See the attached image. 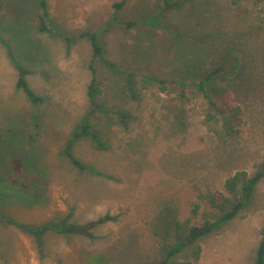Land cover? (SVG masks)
I'll return each instance as SVG.
<instances>
[{"label": "rangeland", "instance_id": "rangeland-1", "mask_svg": "<svg viewBox=\"0 0 264 264\" xmlns=\"http://www.w3.org/2000/svg\"><path fill=\"white\" fill-rule=\"evenodd\" d=\"M168 1L47 0L48 32L39 0L0 6V264H258L264 183L244 202L243 186L264 164V0Z\"/></svg>", "mask_w": 264, "mask_h": 264}, {"label": "trees", "instance_id": "trees-1", "mask_svg": "<svg viewBox=\"0 0 264 264\" xmlns=\"http://www.w3.org/2000/svg\"><path fill=\"white\" fill-rule=\"evenodd\" d=\"M40 1V10H39V15H38V23H39V28L42 32H48L50 31V12H49V7H48V3L47 0H39ZM127 0H124L123 3L117 4V8H120L122 6H124V4L126 3ZM166 1L165 5L169 6V7H173V8H179L182 5L183 1H179V2H175V3H170L168 0H164V2ZM91 39L93 41V46H94V56L97 57L102 53V49L100 48V44L98 42L97 36L96 35H92ZM92 71H94L93 65L91 66ZM220 70H216L215 72H213L212 74H210L211 76H209V78H207L208 80L202 81L198 84L195 85V87L199 90H201L204 94L205 97H209V91L207 89V83L208 81L212 78L213 75L217 74ZM21 72V78L18 82V88L23 89L26 94L28 95L29 99L33 102V103H42L44 101L43 98H40L38 96H36L30 89L28 83L24 80V75H25V71L20 70ZM97 82L96 79L94 78L91 85H90V91H89V96L93 99V96L95 95V86H96ZM244 114V109L242 108V106L240 105H234L232 108V115L231 118H242ZM92 136L98 143H102V140L99 138L97 131H95V129H93L90 125L84 124L81 127H79L77 129V131L75 132V138H79L82 136ZM72 148H73V142L71 141L68 146H67V150L65 152V154L69 157L70 161L72 162V164H74L75 166H77L78 168L84 170L86 167L85 165H83L82 162H80L79 160H77L73 154H72ZM14 165L17 169L18 172H20V169L22 168V162L19 159L14 160ZM24 166V165H23ZM246 175V174H245ZM263 182L264 183V164L262 166V172L255 175L254 177L250 178L247 183L243 186V202L244 201H249L252 198V194L253 191L255 189V187L259 184ZM235 183V179L232 181H229V185ZM243 202H239L237 203L233 210L229 211L228 208L226 206H220L219 208H221L222 213H224V215L217 220L216 222H213L211 224H206L202 227H192L189 231L188 234V238L186 240V242L182 243L181 245H179L177 248L171 250L168 254V257L171 258L173 256H175L176 254L180 253L184 248L187 247V245L193 244L195 242H197L199 239L211 234L222 222L230 220L234 217L237 216V214L240 212V210L242 209L244 203ZM110 220H114V218L107 216L106 218H102L100 220H98L97 222L93 223L92 225H89L87 227H83V226H79V225H75V224H71L68 222V218L63 220L61 223H59L58 225H51V226H44L41 229H33V228H26L25 227V231L29 232V233H34L37 236H41L43 233L49 231V230H54L59 234H63V235H67V234H75V235H87L88 231L91 227L100 225L105 223L106 221H110ZM176 227L180 228L181 224L180 223H176ZM162 264H168V261L163 262ZM258 264H264V238L262 241V244L260 246L259 249V253H258Z\"/></svg>", "mask_w": 264, "mask_h": 264}, {"label": "crops", "instance_id": "crops-1", "mask_svg": "<svg viewBox=\"0 0 264 264\" xmlns=\"http://www.w3.org/2000/svg\"><path fill=\"white\" fill-rule=\"evenodd\" d=\"M19 4V0H0V6L4 9V7H8V5ZM40 4V1H39ZM39 15V14H38ZM37 23H38V16H37ZM35 24V20L33 21ZM39 25V23H38Z\"/></svg>", "mask_w": 264, "mask_h": 264}]
</instances>
